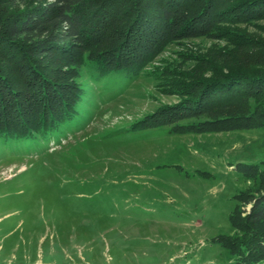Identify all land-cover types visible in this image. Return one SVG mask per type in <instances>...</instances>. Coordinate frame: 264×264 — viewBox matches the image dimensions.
Wrapping results in <instances>:
<instances>
[{
  "label": "rangeland",
  "instance_id": "1",
  "mask_svg": "<svg viewBox=\"0 0 264 264\" xmlns=\"http://www.w3.org/2000/svg\"><path fill=\"white\" fill-rule=\"evenodd\" d=\"M226 28L264 36V21ZM183 32L137 71L82 73L59 132L0 137V264H235L220 239L241 235L230 216L251 209L242 169L264 161V128L178 121L191 86L212 76L197 71L234 44Z\"/></svg>",
  "mask_w": 264,
  "mask_h": 264
},
{
  "label": "trees",
  "instance_id": "2",
  "mask_svg": "<svg viewBox=\"0 0 264 264\" xmlns=\"http://www.w3.org/2000/svg\"><path fill=\"white\" fill-rule=\"evenodd\" d=\"M261 21L264 0H0V137L59 132L81 105L82 73L137 71L184 29L234 44L197 71L212 76L191 86L178 121H195L194 133L264 128V36L226 28ZM242 171L254 183L243 196L251 209L230 216L241 235L220 242L235 264H264V161Z\"/></svg>",
  "mask_w": 264,
  "mask_h": 264
}]
</instances>
